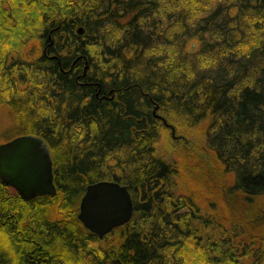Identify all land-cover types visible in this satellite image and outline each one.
<instances>
[{
	"label": "trees",
	"instance_id": "1",
	"mask_svg": "<svg viewBox=\"0 0 264 264\" xmlns=\"http://www.w3.org/2000/svg\"><path fill=\"white\" fill-rule=\"evenodd\" d=\"M3 110L57 193L0 174V264H264V0H0ZM100 180L134 201L104 237Z\"/></svg>",
	"mask_w": 264,
	"mask_h": 264
},
{
	"label": "water",
	"instance_id": "2",
	"mask_svg": "<svg viewBox=\"0 0 264 264\" xmlns=\"http://www.w3.org/2000/svg\"><path fill=\"white\" fill-rule=\"evenodd\" d=\"M0 174L26 199L57 193L52 154L41 136L21 134L0 142ZM133 213L134 201L128 186L100 180L87 186L78 216L85 227L104 237L130 221Z\"/></svg>",
	"mask_w": 264,
	"mask_h": 264
},
{
	"label": "rangeland",
	"instance_id": "3",
	"mask_svg": "<svg viewBox=\"0 0 264 264\" xmlns=\"http://www.w3.org/2000/svg\"><path fill=\"white\" fill-rule=\"evenodd\" d=\"M9 115V111L3 110L0 112V142H5L6 139L17 134V127H15L13 119Z\"/></svg>",
	"mask_w": 264,
	"mask_h": 264
}]
</instances>
